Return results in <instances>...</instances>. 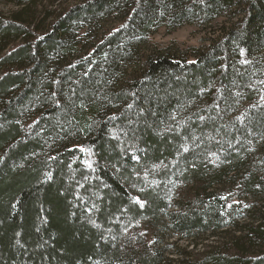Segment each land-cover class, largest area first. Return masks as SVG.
<instances>
[{
  "label": "trees",
  "instance_id": "trees-1",
  "mask_svg": "<svg viewBox=\"0 0 264 264\" xmlns=\"http://www.w3.org/2000/svg\"><path fill=\"white\" fill-rule=\"evenodd\" d=\"M232 1L77 0L44 32L0 15V264H166L154 233L142 254L125 242L142 220L165 214L171 231L191 236L251 206L244 179L221 195L211 180L202 214L174 200L184 173L237 174L246 139L264 134V65L252 64L264 51V0H244L239 29L196 56L151 52L122 78L152 25L202 24ZM233 94L247 103L227 119ZM254 221L244 231L264 238V212ZM217 253L208 264H264V249Z\"/></svg>",
  "mask_w": 264,
  "mask_h": 264
},
{
  "label": "rangeland",
  "instance_id": "rangeland-1",
  "mask_svg": "<svg viewBox=\"0 0 264 264\" xmlns=\"http://www.w3.org/2000/svg\"><path fill=\"white\" fill-rule=\"evenodd\" d=\"M77 0H0V15L7 19H16L20 21L26 28L31 31L44 32L49 25V22L57 15L58 10L76 2ZM244 0L242 3L233 0L228 6L221 11V15L206 21L202 24L187 23L181 26H174V22L167 24L170 17L162 18L161 23L152 25V28L141 34L140 41L135 45L133 54L130 59L124 62L125 76L128 77L129 72L133 71L138 58L151 52H160L189 58L190 55H197L201 51L207 49L209 45L224 36L230 30H238L239 22L244 16ZM241 3V4H240ZM112 19H103L102 24L106 29L112 28L115 24L109 22ZM30 32H26L19 40H27L31 37ZM17 38L11 35L5 39L6 42L13 43ZM0 42V46L3 43ZM3 52L0 53V56ZM80 56V55H77ZM76 56V57H77ZM142 58V59H143ZM77 60V59H75ZM252 64L264 65V51H260L253 56ZM16 68V67H15ZM119 81V80H118ZM247 87V86H246ZM257 87L250 84V93L256 94ZM259 92V91H258ZM258 94V93H257ZM237 99V103L232 108H226L230 114L226 118L237 113L247 103V95L233 94ZM202 102V103H201ZM199 104L192 107V110L203 107L206 103L202 100ZM226 119V120H227ZM242 155L237 165V177L227 176L223 166L217 167L215 170L207 171V176L204 179L202 176H195L184 173L178 182L175 200L177 210L180 213H203V209L209 207L207 198L204 195V186L211 180H219V183L214 185V194H227L237 188V179L252 181L254 185H242L243 193L241 199L250 205L236 208L232 210L224 222L229 226L223 229L212 231H201L193 229L190 235L173 232L168 228L166 215L163 214L156 220H142L140 225L136 226L135 234L126 239V243H132L136 247L135 251L139 250V254L149 250V233L156 235L157 247L162 248L166 264H208L210 252L220 254L227 252L234 254L245 252L249 254H257L264 249V238L256 236L252 231L249 233L244 231L245 227H255L256 221L264 212V134H259L251 139L247 138L243 144ZM241 151V149H240ZM139 158V154L135 155ZM138 172V171H135ZM152 179L147 180L148 183ZM144 181H140L138 186H143ZM137 187L140 189L141 187ZM140 192V191H139ZM138 192V193H139ZM176 206V205H175ZM174 210V211H175ZM212 232V233H211ZM138 233V234H136ZM132 234V233H131ZM194 234V235H193ZM145 241V242H143ZM131 245V246H132ZM142 245V248H140ZM138 247L140 249H138ZM122 248V247H121ZM123 250V248H122ZM135 252L132 251V254ZM210 264V263H209Z\"/></svg>",
  "mask_w": 264,
  "mask_h": 264
}]
</instances>
